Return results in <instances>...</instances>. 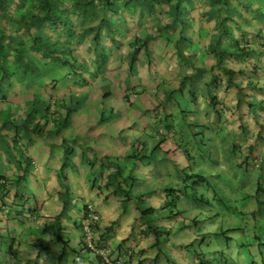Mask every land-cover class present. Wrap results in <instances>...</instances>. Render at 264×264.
Segmentation results:
<instances>
[{"label":"trees","instance_id":"trees-1","mask_svg":"<svg viewBox=\"0 0 264 264\" xmlns=\"http://www.w3.org/2000/svg\"><path fill=\"white\" fill-rule=\"evenodd\" d=\"M120 11L129 12L139 20L140 26L146 20L158 29V34L150 30L151 33L146 34L144 40L136 34L132 37L134 43L130 44V57H125L131 64V71L143 63L145 68L142 69L147 70L149 77L154 76L153 70L164 73L172 70V77L169 80L165 77L163 82L150 80L147 91L142 88L131 92L128 90L124 98L129 102L130 94L140 96L137 97L141 112L138 121L146 122L140 130L148 139L132 137L130 148L125 147L122 156L117 155L116 159L100 155L95 146L97 140L90 137L94 133L89 136L67 135L66 129L75 117L76 107L84 111L87 101L83 100L89 95L84 92L76 97L70 95L67 98L66 95L75 89L72 86L77 85L79 78H84L77 68L82 64L78 65L73 56L77 50L75 47L91 35H94L93 46L100 44L104 40V29L113 35L110 41L117 45L114 35L116 25L113 26L111 20L118 18ZM254 14L263 18L258 21L261 22L260 28L255 26ZM197 24L200 26L198 45L193 32ZM168 30H174L178 35L176 40H173L175 36L168 37L167 41L171 43L172 40L174 44L170 51L162 47L163 42L167 43L165 40L151 44ZM17 42H21L20 45ZM119 48L112 57L117 55ZM28 53H34V56L30 57ZM106 53L104 49H96L94 60L90 62L99 65L105 60L109 62L110 56L107 59ZM36 54L48 59L47 64H41ZM122 59L123 56L118 60ZM263 70L264 11H256L245 0H0V97L8 98L9 91L16 85L20 93L26 95V101L13 105L12 114L8 118L5 116V121L0 124V210L3 206H9L17 210L19 218L36 214L35 200L27 184L38 177L35 173L37 163L27 147L37 144L48 146L46 142L55 146L52 141H59L56 144L62 143L67 149L58 154L59 160H62L59 167L61 178L69 177L64 174L66 170L76 172L79 167L74 159L81 158L84 162L82 165H87L90 170V189L96 197L105 205L115 201L116 209L122 216H132L134 222L140 224L141 235L149 241L147 249L154 252L149 264H160L163 258L166 264H176V257L171 255L176 249L184 253L179 256L182 264H220L207 257L203 248L205 234L190 242H179L172 238L176 234L174 232H185L201 223L199 219L193 221L185 217L179 203L183 199H199L190 192L189 182H208L202 172L194 171L189 165L188 152L177 140L180 137L189 144L203 145L207 139L203 132L209 129V123L197 118L202 107L205 118L212 124L218 123L217 131L228 138L230 153L237 160L235 172L242 171L247 175L256 168L263 171ZM59 72L67 77L51 78L52 73L59 75ZM49 76L48 83L45 78ZM67 78H73L75 84H70ZM48 87L51 92L46 90ZM111 94L112 91L101 92L100 101L91 99L95 105H91L90 111L100 125L111 119L105 115L104 108V100ZM130 105L134 104L130 102ZM188 114H193L195 121L189 120ZM232 121L236 130L229 126ZM108 123L111 125L112 121ZM225 131L226 134H223ZM121 132L117 136L129 142L130 139L122 137ZM71 141L76 146H71ZM79 147L82 152L78 151ZM55 154L53 151L52 158L56 157ZM182 156L188 167H181L179 160ZM213 157L214 153L211 152L209 158L215 163ZM164 159L173 162L178 173L183 172V183L165 187L158 200L146 202L141 196L145 192L134 193L140 179L134 174L133 167L140 163L146 167L152 166L154 170L158 160ZM47 165H50V160ZM7 170H11L12 175ZM59 195L66 214L42 219L49 220L46 231L55 232L56 238L62 242L66 239L62 225L64 218L71 217L67 208H72L73 196L69 189ZM82 213L84 218L76 220L75 225L84 235L83 221L87 217L88 207L79 210V214ZM94 229L96 245L106 248L108 241L105 238L112 232V227H103L98 221ZM134 234L135 231H132V237L136 236ZM0 238L14 246L12 232ZM128 241L129 238L122 239L117 246V254L112 256H128L124 264H142L143 260L135 257L148 250L127 248ZM80 246L93 253L99 264H106L83 240Z\"/></svg>","mask_w":264,"mask_h":264},{"label":"rangeland","instance_id":"rangeland-1","mask_svg":"<svg viewBox=\"0 0 264 264\" xmlns=\"http://www.w3.org/2000/svg\"><path fill=\"white\" fill-rule=\"evenodd\" d=\"M245 1L248 4H251L256 9V11H264V0ZM250 13L252 12L250 11ZM118 14V18L111 20V24H113V26L116 25L114 27V35L115 39L117 40L116 42L118 43L117 45H114V43L110 41V36L112 37L113 35L109 33L108 29H104L102 32L105 34L104 40L100 44L93 46L92 36L94 37V35H91L89 36L88 40V37L85 38L84 43L81 42L75 47L77 50L74 51L73 56L75 59H77L78 65L82 64V67L77 68L78 71L83 74L84 78H79L77 85L72 86L73 88L75 87V89H72L70 93L66 95L67 98H70V95L76 97L80 92H84L85 95H89L85 98V100H83V102L87 101L86 106H84V108L86 107L84 111L82 108L78 109L79 107H76L77 112L74 114L75 117L71 119L70 124L66 129L67 135L71 134L73 137L78 135L89 136V134L94 133V135H91L90 137L93 140H97L95 146H97L98 151L101 152L100 155L105 158L106 156H112L116 159L117 155L122 156L121 153L126 150L124 149L125 147L127 149L130 148L132 144V137L138 136L145 140L148 139V137H144V135L141 134L140 130L141 127L146 124V122L141 123L138 121V114L141 115V112L138 110V106H140V99L137 100V97L140 98V96H136L134 94H130L131 96L129 95V100L134 105H130L128 99H125L124 97L130 90L139 88H142L146 91L149 90L150 80H161L163 82L165 77L167 80L172 77V70H168L166 73L161 70H153L154 76L149 77L147 70L141 71V69L145 67V64L143 63L139 66H136L134 70L131 71V64L125 59L126 56L130 57V44L134 43V38L130 39L128 36L129 30L134 34L139 33V37H141L143 40L145 39L146 34L151 33L150 30H153L154 34H158V30L156 27L152 28L153 25L150 24V29H148V31H145V26L142 27L143 31H141V27L139 25L136 26L135 24L139 22V20L130 15L129 12L120 11ZM130 19H134L135 23L133 24ZM254 19L256 20L255 26L260 28L261 22L258 21H261L263 18L258 16V14H254ZM80 26L81 25L79 24V27ZM199 27L200 26L197 24L196 28H194L196 31L193 30L194 34H196L197 45L199 44L198 41H200ZM111 31H113L112 28ZM203 32L206 33V30ZM81 34L80 38H82ZM172 36H175L173 40H176L178 37V35H175L174 30L165 31L163 32L162 37H159L157 41L154 39L151 44L158 42L159 40H165L167 43L165 44L162 41V47L164 50L168 48V51H170V48H173L174 44L172 40L171 43H169L167 40L168 37ZM20 43L21 42H17L19 45ZM118 46H120L119 50H121V52H118L117 55H122V60H116L117 55L112 57L115 55L114 52L118 49ZM96 49H104L107 52V59L110 56L109 62L105 60V62H101L100 65L95 62H90V60H94L95 55L93 54L95 53ZM184 49L188 50L189 48L184 47ZM111 50L113 52L109 53ZM28 55L33 57L34 53H28ZM36 55V57L41 60V64H47L48 59H44L40 56V54ZM84 59H86L87 62L84 61ZM83 62H86L87 64ZM51 66L54 67V65ZM165 68L166 65L163 66L164 70ZM129 73L133 75L136 74V76H130ZM63 77H67V75L60 72L59 75L56 73L51 74V78L61 79ZM129 77L130 80H128ZM67 79L70 84H75V80L73 78ZM45 80L49 83L50 76L45 78ZM18 87L19 86L16 85L11 91H9L8 98L6 97L4 99L2 96L0 97V124L5 121V116L8 118L12 114L11 107L13 105L26 101L24 99V96L26 95H22L20 93V88ZM46 90L51 92L50 87H48ZM250 90L251 89L248 91ZM109 91H112L113 94L104 100V108L106 109L105 115L108 117L110 116L111 119L106 122H102L100 125L98 123L99 121L92 116L90 111L91 105H95L94 103H91V99L97 98L100 101L101 92L108 93ZM111 108L113 110H111ZM17 110L15 109V111ZM187 117L189 120L195 121L193 114H188ZM109 121H112L111 125L108 123ZM208 125L211 131L209 132L206 130L203 132L205 133L207 139L204 141L202 146L196 147L188 143L184 145V149L188 152L187 155L190 160L189 165L192 166L194 171H200L202 172V175H207L205 177H207L208 182L205 183L195 180L189 182L188 186L190 192L195 193L199 199L196 200L194 198L190 201L183 199L179 203V208L185 217L193 221L199 219L201 223L199 225L192 226L185 232H174L176 234H173L172 238L173 240H179V242H190L195 237L205 234L206 238L204 240L203 248L209 259L220 264H264V191H261L260 187L263 184L264 188V179H262L264 172L262 174L260 169L257 168L256 172L251 174L250 178H239L241 175H238L234 172L237 160L235 157H232V153H230V149H228L227 145L222 143L224 148H221L219 151L215 150V145H217L219 140L223 138L217 132L211 134V132L215 131V128L218 126V124L209 123ZM218 128L219 127L216 129L218 130ZM119 131H122V137L125 136L128 138L127 140L130 139V141L128 142L125 141L126 139L119 138V136H117ZM200 131L201 130H199V132ZM209 136L214 138L211 139L210 142L208 140ZM39 138L37 139L40 141L41 138ZM199 138L202 140L201 137ZM57 142L52 141L55 146H50L49 142H46L48 146L40 145L39 148L36 149V146L27 147L28 152L35 156L37 163V169L35 170H38L36 174L38 177H61L59 173L60 168L55 163H57L59 151L63 152L65 147L62 143L56 144ZM59 145L61 146L59 147ZM70 145L73 147L76 146V144L72 141ZM65 150L67 149L65 148ZM53 151L54 154L57 152V155L55 154L56 157L52 158ZM78 151L82 152L80 147ZM211 152L214 153L213 159L217 163H212L213 161L210 160L209 155ZM49 160L50 165L46 166ZM74 161H76L79 169L76 172L67 170L64 172V174L74 176L70 177L69 184L63 181L64 179L62 178H59L60 180L56 179L54 182L57 186L58 193H61L62 195L65 194L67 189H69L73 196L71 207L76 212L77 209H83L84 201L80 199L79 192L81 191L80 179L83 181L84 178H78L79 180L76 178V182L74 181V178L89 177L90 170L87 165H82L84 162H82L81 158H76ZM101 162L102 158L100 159V163ZM179 162L182 168L189 166L183 156ZM12 166L15 167V165ZM9 167V169H11V166ZM51 168L54 169L53 173L44 174L46 169ZM133 169H135L134 174L136 177L140 179V182H137L138 185L134 190V193L137 194L140 192H145L141 196L144 197V201L146 202L158 200V198L162 196L164 192L163 189L165 187L175 186L177 184L182 185L183 177H185L183 172L178 173L175 170L173 162H170L169 159L158 160L156 169L154 170H152V166L146 167L140 163L134 166ZM67 172H71V174ZM30 178L32 177H29V179ZM32 179L33 180L31 182L29 181L27 184V186L30 188L34 185V178ZM245 192L250 193L252 198H245ZM150 195H153V197ZM96 201L97 206L101 207V200L96 199ZM110 203L115 207V201H110ZM89 207L90 206H88V208ZM26 208H28V206H26ZM108 212L111 213L110 210ZM123 217L125 216H122L120 212L114 217L118 219L120 218L118 221L119 224L115 227L117 232L116 235L119 237V239L128 237V242L130 244H135L136 246L140 247L144 240L138 237L139 229H132L131 227L134 225V223L136 224V222L133 221L132 216H130L128 219ZM3 224L4 218L3 215L0 214V226ZM12 227H14L16 230V226ZM73 231H75V229H73ZM132 231H135V238L132 237ZM0 232H2L1 227ZM65 232H68V230L65 229ZM75 232L79 234L77 231ZM13 233L14 232H12V235ZM18 233L21 236H25L23 233H21V231ZM52 234L56 237L55 232ZM33 236H35V234H33ZM145 243L146 242L143 244ZM134 247L133 249L136 251L137 248ZM174 251L176 252L172 253L171 255L176 257V264H182L179 256L184 255V253L182 251H178L177 249Z\"/></svg>","mask_w":264,"mask_h":264},{"label":"crops","instance_id":"crops-1","mask_svg":"<svg viewBox=\"0 0 264 264\" xmlns=\"http://www.w3.org/2000/svg\"><path fill=\"white\" fill-rule=\"evenodd\" d=\"M130 20L133 24L135 23L134 19H130ZM135 24L136 26L138 25L140 26L139 22ZM150 24L151 23L147 22L146 20L143 21V26H145V30L150 29ZM143 26H140L141 31H143L142 28ZM134 35L135 34L129 30L128 33L129 38L133 39L132 37ZM136 36H140V34L137 33ZM155 50L157 51V49ZM118 52H121V50H118ZM121 57L122 55H117L116 60L120 59ZM144 68L145 67H143V69ZM204 114L205 111L202 109V107H200V110L197 113V118H199L200 121L202 122L207 121L208 123H211L205 118L206 116ZM233 123H234L233 121L229 122V126L236 130V127H234L235 125H233ZM231 125H233V127ZM216 128L214 132H211V134L215 132L219 134ZM208 131L209 132L211 131L210 127ZM223 134H226V131L223 132ZM211 136H209V142L211 139H214ZM177 141H179L182 144L183 148L184 145L187 144V142L180 137H178ZM222 143L226 144L227 147H229L228 138L223 137L222 139L219 140L217 145H215V150H220L221 148H224V145H222ZM38 145L39 144L32 145L30 147L36 146L35 147L36 149L39 147ZM55 164H57L60 167L62 164V160H59L58 157L57 163ZM6 172L12 175L11 170H7ZM37 172L38 170H36L35 173ZM53 172L54 169L51 168L50 170L48 169L45 170L44 174H50ZM70 177H74V176L66 177L63 181L69 184ZM59 178L61 179V177H47V178L36 177L34 179V185L31 187L30 191L32 193L31 195L34 197L35 200L33 202V204H35L34 209H36L35 215L31 217L28 215H23V218H19L16 209L15 210L11 209V207L9 206L2 207V209L0 210V214L3 215L4 224L0 226L2 229V232L0 233V237L8 233L14 232L13 237L15 242L13 246L10 241L5 242L0 238V264H99L93 253H90L85 249H82L80 246V244H82L83 233L78 230V228L75 225V221L84 218L85 215L83 213L79 214V210L81 209H77L75 212L72 208H67V213H69V216L71 215V217L64 218L65 223L62 225L64 229L68 230V232H64L66 236L65 237L66 239L63 240L64 242L63 241L60 242L59 239H57L52 234L53 232L46 231V229H48L47 226L49 225V220L42 219V217L49 218V217L57 216L60 213L61 214L63 213L64 215L66 214L65 212L66 209L64 207L65 205L59 201L58 196L60 195L57 191V186L55 185L54 182L56 179ZM76 178L77 180H79L80 178H84L83 181H81L80 179L81 191L79 192L80 199L84 201L83 209H86L88 206H92V207L95 206L93 208L100 217V222H99L100 225L103 227H112L113 229L112 232L108 235V237L105 238L108 241L105 249H107L110 252V255H113L114 253L117 254V250H118L117 246L121 244V240L125 238L119 239V237L116 235L117 232L115 230V227L119 224L118 221L120 219V218L119 219L114 218L115 215L119 213V211L116 209V204L115 207L112 204L105 205L101 200V207L97 206L96 199L98 198L96 197V194L90 189L91 181H89V177H75L74 178L75 182L77 181ZM109 210L111 213L108 212ZM133 215L135 216L134 213ZM123 218L128 219L129 217L125 216ZM12 226H16V230ZM131 227L132 229L133 228L139 229L138 237L144 240V241L142 240L143 243L144 242L146 243L145 244L142 243V245L139 247L136 246L135 244L133 245L128 242L127 248H132L135 246L137 248L136 251H139L140 248L148 250L147 247L149 241L141 235L140 224L136 225L134 223V225H132ZM73 229H75V231H77L79 234L73 231ZM97 230L98 229H96V235L99 236V232H97ZM19 231H21V233H23L25 236L19 235L18 233ZM33 234H35V236H33ZM153 256H154V252L148 250V252H146L145 254L137 255V257L135 258L142 259L143 260L142 264H149L150 260H153ZM160 264H166L165 258L161 259Z\"/></svg>","mask_w":264,"mask_h":264},{"label":"built area","instance_id":"built-area-1","mask_svg":"<svg viewBox=\"0 0 264 264\" xmlns=\"http://www.w3.org/2000/svg\"><path fill=\"white\" fill-rule=\"evenodd\" d=\"M99 215L92 209L88 212L87 217L83 221L84 242L87 247L101 256L106 264H124L128 256L111 257L110 252L105 248H99L95 243V224L99 221Z\"/></svg>","mask_w":264,"mask_h":264},{"label":"clouds","instance_id":"clouds-1","mask_svg":"<svg viewBox=\"0 0 264 264\" xmlns=\"http://www.w3.org/2000/svg\"><path fill=\"white\" fill-rule=\"evenodd\" d=\"M228 149H229V147H228ZM219 151V150H218ZM171 162V161H170ZM212 163H214V162H212ZM215 163H217L216 161H215ZM257 169V168H256ZM256 169H254V171H253V173L254 172H256ZM234 172H235V168H234ZM263 172H264V170L263 171H261V173L263 174ZM236 173V172H235ZM253 173H249V174H247V175H244V173L242 172V171H240V172H237L236 174H240L242 177H239V178H247V177H251V174H253ZM228 175H229V173H228ZM204 176H207V175H204ZM223 177H228V176H223ZM262 179H264V174H263V176H262ZM261 187V191H263V184H262V186H260ZM244 196H245V198H252L251 196V194L250 193H248V192H245L244 193ZM93 210V211H95L94 210V208L92 207V206H90L89 208H88V212L90 211V210ZM96 213V212H95ZM88 214V213H87ZM97 214V213H96ZM98 215V214H97ZM100 218V217H99ZM99 222H100V219H99ZM83 241H84V235H83V239H82ZM111 257H114V256H112V255H110Z\"/></svg>","mask_w":264,"mask_h":264}]
</instances>
